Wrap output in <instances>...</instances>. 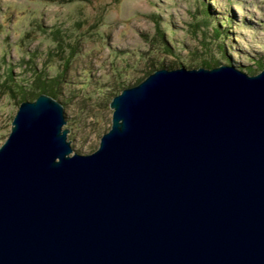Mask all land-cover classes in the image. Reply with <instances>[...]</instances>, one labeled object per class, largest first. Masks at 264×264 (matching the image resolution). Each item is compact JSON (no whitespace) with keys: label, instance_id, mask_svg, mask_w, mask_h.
<instances>
[{"label":"water","instance_id":"1","mask_svg":"<svg viewBox=\"0 0 264 264\" xmlns=\"http://www.w3.org/2000/svg\"><path fill=\"white\" fill-rule=\"evenodd\" d=\"M74 151L63 103L0 145V264H264V68H157Z\"/></svg>","mask_w":264,"mask_h":264},{"label":"rangeland","instance_id":"2","mask_svg":"<svg viewBox=\"0 0 264 264\" xmlns=\"http://www.w3.org/2000/svg\"><path fill=\"white\" fill-rule=\"evenodd\" d=\"M220 64L264 68V0H0V145L39 78L65 107L74 151L91 153L123 88L157 68Z\"/></svg>","mask_w":264,"mask_h":264},{"label":"trees","instance_id":"3","mask_svg":"<svg viewBox=\"0 0 264 264\" xmlns=\"http://www.w3.org/2000/svg\"><path fill=\"white\" fill-rule=\"evenodd\" d=\"M216 34L220 35L222 32L220 31V29H215ZM205 65H210L211 63L208 61H204ZM39 80L41 81V89L38 92H32V93H27L25 90H23V100L25 99H35L40 93H48L50 95H52L55 98H58V93L56 92L55 89H53L52 87H49V85H47V82L45 79L43 78H39Z\"/></svg>","mask_w":264,"mask_h":264}]
</instances>
